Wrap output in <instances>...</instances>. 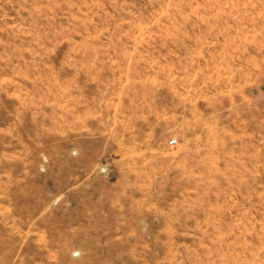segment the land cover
I'll use <instances>...</instances> for the list:
<instances>
[{"label": "rangeland", "instance_id": "rangeland-1", "mask_svg": "<svg viewBox=\"0 0 264 264\" xmlns=\"http://www.w3.org/2000/svg\"><path fill=\"white\" fill-rule=\"evenodd\" d=\"M0 264H264V0H0Z\"/></svg>", "mask_w": 264, "mask_h": 264}, {"label": "built area", "instance_id": "built-area-1", "mask_svg": "<svg viewBox=\"0 0 264 264\" xmlns=\"http://www.w3.org/2000/svg\"><path fill=\"white\" fill-rule=\"evenodd\" d=\"M171 144H176V141L174 139H171Z\"/></svg>", "mask_w": 264, "mask_h": 264}]
</instances>
